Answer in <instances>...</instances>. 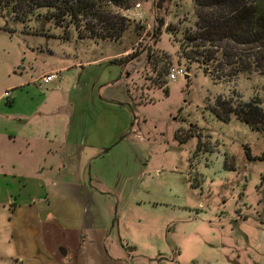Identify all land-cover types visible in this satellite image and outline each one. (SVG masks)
<instances>
[{"label":"rangeland","instance_id":"374dc122","mask_svg":"<svg viewBox=\"0 0 264 264\" xmlns=\"http://www.w3.org/2000/svg\"><path fill=\"white\" fill-rule=\"evenodd\" d=\"M139 3L125 12L132 22L118 41L79 40L68 21L22 23L0 10V94L20 69L39 77L82 62L69 81L111 84L106 95L128 99L127 120L119 107L103 113L111 125L123 120L128 127L127 152L113 151L106 166L120 197L109 226L121 264H264V131L211 112L220 97L235 104L264 99V76L217 82L212 67L182 56L184 33L195 22L192 0ZM175 64L188 75L170 81L165 74ZM37 86L39 99L52 96L44 83Z\"/></svg>","mask_w":264,"mask_h":264},{"label":"crops","instance_id":"0c3cea01","mask_svg":"<svg viewBox=\"0 0 264 264\" xmlns=\"http://www.w3.org/2000/svg\"><path fill=\"white\" fill-rule=\"evenodd\" d=\"M129 48L111 59L126 57ZM83 65L55 66L39 77L20 69L0 94V264L124 260L109 226L120 197L110 190L106 166L113 151L128 150L123 120L132 111L127 98L106 95L111 84L69 81L71 69ZM52 72L67 75L44 82ZM38 83L52 96L39 99ZM108 106L119 107L123 120L111 125L103 116Z\"/></svg>","mask_w":264,"mask_h":264},{"label":"trees","instance_id":"16d2710c","mask_svg":"<svg viewBox=\"0 0 264 264\" xmlns=\"http://www.w3.org/2000/svg\"><path fill=\"white\" fill-rule=\"evenodd\" d=\"M139 1L0 0V10L22 23L42 18L62 26L68 21L79 40L118 41L132 22L125 12ZM192 5L193 30L184 33L180 48L185 59L201 62L205 71L212 67L210 76L217 82L240 74L264 76V0H192ZM211 112L224 122L236 117L264 131V99L259 97L236 104L220 97Z\"/></svg>","mask_w":264,"mask_h":264},{"label":"built area","instance_id":"2783aa9c","mask_svg":"<svg viewBox=\"0 0 264 264\" xmlns=\"http://www.w3.org/2000/svg\"><path fill=\"white\" fill-rule=\"evenodd\" d=\"M136 6L139 7L140 5L137 4ZM133 14L137 15V17L139 15L138 12H137V14L136 13H133ZM140 18H142L141 15H140ZM187 75H188L187 70L183 66L178 65V64L169 66L168 69H167V72L165 74L166 78L168 80H170V81H176L178 78L185 77ZM60 77L61 76H60V74L58 72H52L50 74L43 75L42 78H43L44 82L48 83V82L53 81L54 79H59ZM4 95L6 97H8L9 92L6 91L4 93ZM161 264H179V263L176 260L173 259V260H164V261L161 262Z\"/></svg>","mask_w":264,"mask_h":264},{"label":"water","instance_id":"95a60500","mask_svg":"<svg viewBox=\"0 0 264 264\" xmlns=\"http://www.w3.org/2000/svg\"><path fill=\"white\" fill-rule=\"evenodd\" d=\"M187 77V76H186ZM164 260H166V258H160L159 260H158V262H161V261H164Z\"/></svg>","mask_w":264,"mask_h":264}]
</instances>
